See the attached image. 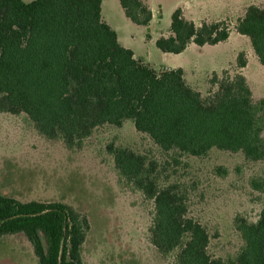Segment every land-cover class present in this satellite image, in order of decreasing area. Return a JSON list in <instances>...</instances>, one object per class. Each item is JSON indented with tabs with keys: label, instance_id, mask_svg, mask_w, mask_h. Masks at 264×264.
I'll return each instance as SVG.
<instances>
[{
	"label": "trees",
	"instance_id": "16d2710c",
	"mask_svg": "<svg viewBox=\"0 0 264 264\" xmlns=\"http://www.w3.org/2000/svg\"><path fill=\"white\" fill-rule=\"evenodd\" d=\"M126 18L148 27L152 13L141 0H119ZM101 0H0V113H24L48 140L67 149L103 125L120 128L131 121L163 151L203 158L212 149L242 153L264 161V99L254 100L240 74L209 79L208 96L192 89L181 69L156 72L117 42L101 19ZM264 67V9L250 6L236 23ZM171 36L156 47L180 54L193 43L216 45L227 40L225 22L187 21L173 11ZM149 38V34L146 35ZM244 54L236 61L244 68ZM120 177L153 202L150 241L162 256L178 250L176 264H264V210L251 223L237 217L234 226L243 246L234 259H214L207 252L206 229L187 216L185 195L161 185L156 164L127 148L108 147ZM217 175H226L217 168ZM263 192V183L250 180ZM89 225L63 203H21L0 195V238L23 234L39 264H82L80 247Z\"/></svg>",
	"mask_w": 264,
	"mask_h": 264
},
{
	"label": "rangeland",
	"instance_id": "374dc122",
	"mask_svg": "<svg viewBox=\"0 0 264 264\" xmlns=\"http://www.w3.org/2000/svg\"><path fill=\"white\" fill-rule=\"evenodd\" d=\"M253 75L258 82L248 77L258 100L264 98V73ZM195 88L203 98L217 89L209 80ZM112 144L154 162L159 183L175 185L185 195L187 216L208 233L210 257L225 262L236 257L243 241L235 219L253 223L264 210V191L250 187L252 179L264 185V161L217 149L203 158L163 151L131 121L120 128L98 127L70 150L61 140L41 136L26 114L0 113V195L21 203H63L85 217L89 229L80 247L82 264H176L178 250L162 256L151 244L153 202L119 176L108 152ZM219 167L225 176L216 174ZM0 264L39 263L19 233L0 238Z\"/></svg>",
	"mask_w": 264,
	"mask_h": 264
},
{
	"label": "crops",
	"instance_id": "0c3cea01",
	"mask_svg": "<svg viewBox=\"0 0 264 264\" xmlns=\"http://www.w3.org/2000/svg\"><path fill=\"white\" fill-rule=\"evenodd\" d=\"M22 1L30 3L34 0ZM141 1L152 13L148 27L138 26L126 18L119 0H101L100 15L102 21L115 32L118 44L129 49L134 58L141 60L147 67L158 73L181 69L186 83L199 93L200 90L195 86L207 82L213 74L228 72L230 68L245 78L250 90L251 83L248 76L258 82V75H253V72L264 73V67L260 65L254 54L249 39L235 30L237 21L243 18L246 9L250 6L264 9V0ZM177 8L181 9L184 19L193 22L196 26L212 22L227 23L230 29L227 40L216 45L204 46L190 43L180 54L162 53L155 43L160 37L167 38L172 35L171 15ZM147 34L149 38L146 37ZM241 53L244 54L246 65L238 69L236 61Z\"/></svg>",
	"mask_w": 264,
	"mask_h": 264
}]
</instances>
